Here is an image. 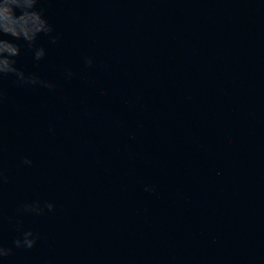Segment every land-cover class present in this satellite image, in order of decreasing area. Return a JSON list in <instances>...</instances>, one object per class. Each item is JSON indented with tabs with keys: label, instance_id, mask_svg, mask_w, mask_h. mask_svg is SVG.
<instances>
[{
	"label": "water",
	"instance_id": "1",
	"mask_svg": "<svg viewBox=\"0 0 264 264\" xmlns=\"http://www.w3.org/2000/svg\"><path fill=\"white\" fill-rule=\"evenodd\" d=\"M37 8L59 38L16 66L54 87L0 77L4 264H264V0Z\"/></svg>",
	"mask_w": 264,
	"mask_h": 264
},
{
	"label": "clouds",
	"instance_id": "2",
	"mask_svg": "<svg viewBox=\"0 0 264 264\" xmlns=\"http://www.w3.org/2000/svg\"><path fill=\"white\" fill-rule=\"evenodd\" d=\"M38 0H0V77L12 75L16 82L29 85H41L46 88H53L54 84L42 80L35 73H25L16 66L15 57L20 55V47L14 43V40H22L28 48L34 50V59L40 60L45 55L43 47H34L37 38L40 35L48 37L51 43L55 44L58 40V34L44 16L41 10L37 8ZM5 37H11L12 40ZM85 64H92L90 57L84 58ZM67 75H71L69 70ZM3 95V93H0ZM24 164L30 165L31 160L25 159ZM147 191L151 188L146 187ZM54 204L51 202L41 205L39 201H33L23 205L21 211L36 215H42L45 209L51 211ZM38 236L31 229L22 234V238L13 241L16 248H32L37 242ZM10 248L0 245V264H4L5 258L9 256Z\"/></svg>",
	"mask_w": 264,
	"mask_h": 264
}]
</instances>
